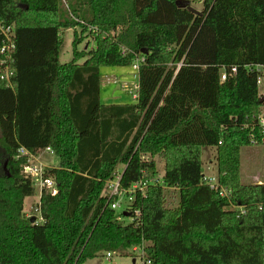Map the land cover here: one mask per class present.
<instances>
[{
  "label": "trees",
  "instance_id": "1",
  "mask_svg": "<svg viewBox=\"0 0 264 264\" xmlns=\"http://www.w3.org/2000/svg\"><path fill=\"white\" fill-rule=\"evenodd\" d=\"M175 1L87 0L71 22L60 0H0L14 41L8 79L0 64V264H81L132 246L151 264H264V183H241L239 169L240 148L264 144L254 68L264 66V0H201L198 13ZM76 24L72 58L61 62V31ZM83 38L93 46L78 49ZM140 58L135 101L103 104L100 67ZM21 146L59 158L45 169L57 191L41 192V221L25 211L35 187L15 157ZM204 146L227 196L203 179ZM156 155L162 184L149 182ZM117 174L126 192L146 182L127 205L139 217L125 223L106 193Z\"/></svg>",
  "mask_w": 264,
  "mask_h": 264
},
{
  "label": "rangeland",
  "instance_id": "2",
  "mask_svg": "<svg viewBox=\"0 0 264 264\" xmlns=\"http://www.w3.org/2000/svg\"><path fill=\"white\" fill-rule=\"evenodd\" d=\"M187 1L189 3V6L196 10H200L202 8V2L201 0H183ZM72 12L79 14L80 16H86L87 14V0H60V18L62 21H71L73 22L75 17L73 16ZM76 29V31L80 30L79 25H75V27L70 26L63 28L61 31V45L59 47V60L61 62H67L72 58V40L74 38L73 31ZM88 48L93 46V43L91 40H88L86 38L81 39V42L78 44L77 48L82 49L84 47ZM101 74V82H102V89L101 91V98L103 96L109 94H115L118 90L119 83L115 79V83L113 84L111 80L112 77H116L119 80H124L125 77L123 76H129L133 78V82H128L126 90L122 92L123 96V103H131V100H133V95H135V80L136 77L132 74L133 71L130 68V66H110L105 65L101 66L100 69ZM124 73L123 76L119 75L120 73ZM113 79V78H112ZM260 90L261 87H260ZM102 100V99H101ZM111 102V101H109ZM133 102V101H132ZM38 161L41 162L43 165L48 167H58L59 164V158L53 153L48 152L46 150H43L37 157ZM156 163V167L158 170L157 175H161L163 172V159L156 155L153 157ZM201 160H202V166H201V172L202 175L208 176V177H216V167H215V151L211 147L204 146L201 148ZM118 169L120 170L122 168V165L119 164ZM240 181L243 184H255V183H264V144L263 145H249V146H243L240 148ZM259 179V182L257 181ZM34 187H35V194L32 197L26 198L24 202V207L26 211V214L29 210V206L32 204H35V202L38 200V194H39V185L37 181H34ZM120 193L114 200L115 203H119L118 207L115 209V217L119 218V222H129L130 217L125 216L124 218H121V213L124 210L125 206V199L126 196ZM165 204L168 208H174L178 204V195L177 190L174 188H169L166 190V199ZM129 252L127 250L123 251H114L112 254L110 262H117V263H125L130 261V255H128ZM104 258V254L101 255L98 253V256L95 258L86 260L85 262L81 264H105L109 262Z\"/></svg>",
  "mask_w": 264,
  "mask_h": 264
},
{
  "label": "built area",
  "instance_id": "3",
  "mask_svg": "<svg viewBox=\"0 0 264 264\" xmlns=\"http://www.w3.org/2000/svg\"><path fill=\"white\" fill-rule=\"evenodd\" d=\"M0 32L3 35L2 43L0 46V53L3 56H5V58L0 61V64L3 67V76L6 79H8L10 72H9V67H8V65H6V63L11 59V51L14 48V41H13L12 31H11V28L9 26L2 27L0 25ZM139 60H142V58L137 59L130 66V68L133 71V75L135 77L137 76ZM254 68L258 72H260V71L264 72V66H254ZM234 72H235V67H231L229 71L222 70L220 73V78L225 79L228 75H230V73H234ZM261 72L258 73V75L256 77V84L259 86L262 85V83L264 82V77H263V74H261ZM134 87H135V89H137V83H136V86H134ZM132 97H133V99L136 98V91H135V95H133ZM257 122H258L260 129L264 132V110H262L258 113ZM250 142L253 144V143H255V140L251 139ZM44 150H46L48 152H52V149L50 147H46ZM18 156L24 157V161L20 165L21 173L25 177H29L33 182L37 181V183L40 187L39 194H38V201L29 208L27 215L28 216H35L36 221H41L42 218H41V214L39 211V204H38L40 194L42 191L48 192L50 194H55L57 191L56 183L52 177L45 175V169L48 166H45L41 162H39L37 159V157H38L37 155L30 153L27 149H25L24 147L21 146L17 149V154L15 157H18ZM203 179L209 185L210 188L218 189V194L220 196H227L228 195V192L226 190H224V188L218 186L217 181H216V177L213 178V177H208V176L203 175ZM149 182L162 184V175L156 176V178L151 179ZM145 183L146 182H135L131 186V188H129L126 192V191H123L120 189L119 174H117L114 178L106 181V193L109 197H113V196L117 197L120 193H123L126 196V199H125L126 201H125L124 210L122 212H126L127 210L129 211V207H127V205L131 202V199H132L131 193L137 188L139 190H143V188L145 187ZM128 193H130V194H128ZM118 205H119V203H115L114 201L110 204L111 208H113V209H116V207H118ZM240 212L243 213L244 210L242 208H240ZM130 213H131L130 219H135V218L139 217V210L138 209H134ZM127 251L129 252L128 255H130L129 256L130 260L131 261L134 260L135 264H151L150 258L144 255V250L141 246H132ZM113 252H111V251L105 252L104 258L109 261L112 257Z\"/></svg>",
  "mask_w": 264,
  "mask_h": 264
},
{
  "label": "crops",
  "instance_id": "4",
  "mask_svg": "<svg viewBox=\"0 0 264 264\" xmlns=\"http://www.w3.org/2000/svg\"><path fill=\"white\" fill-rule=\"evenodd\" d=\"M120 74L119 75H121V76H123V74L124 73H121V72H119ZM133 74V73H132ZM101 74H100V79H101ZM123 77H125V79L124 80H119L118 78H116V77H112L111 78V80L109 81V82H111L112 81V83L114 84L115 83V79L118 81V83L120 84L119 85V87H118V90L116 91V93L115 94H109V93H107V95H105V96H103V98H101V91H100V99H102L101 100V102L103 103V104H122L123 103V101H124V99H123V94H122V92H124L125 90H126V87H127V84H128V82H126V81H132L133 82V78L131 77V75H129V76H123ZM136 80H135V84H134V86H136ZM102 89V82H101V86H100V90ZM109 101H111V102H109ZM134 102L135 101V99H133V100H131V102ZM162 175V174H161ZM257 181L259 182V179H257ZM29 198V197H28ZM26 200V199H25ZM38 201V200H37ZM36 201V202H37ZM35 202V203H36ZM34 205V204H33ZM32 206V204L29 206V208ZM25 211H27V210H25ZM29 211V210H28Z\"/></svg>",
  "mask_w": 264,
  "mask_h": 264
},
{
  "label": "water",
  "instance_id": "5",
  "mask_svg": "<svg viewBox=\"0 0 264 264\" xmlns=\"http://www.w3.org/2000/svg\"><path fill=\"white\" fill-rule=\"evenodd\" d=\"M175 3L181 7H186L188 10H191L195 13H198L199 11L192 8L191 6H189V3L187 1H183V0H176ZM123 216H127L126 212H122ZM35 221V216H31L30 217V222H34ZM134 262V260H132V263Z\"/></svg>",
  "mask_w": 264,
  "mask_h": 264
}]
</instances>
